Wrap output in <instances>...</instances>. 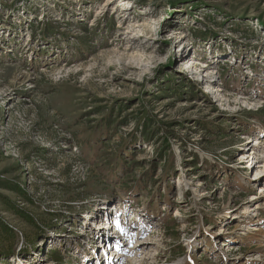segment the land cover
I'll list each match as a JSON object with an SVG mask.
<instances>
[{
  "label": "rangeland",
  "instance_id": "374dc122",
  "mask_svg": "<svg viewBox=\"0 0 264 264\" xmlns=\"http://www.w3.org/2000/svg\"><path fill=\"white\" fill-rule=\"evenodd\" d=\"M261 190L264 0H0V264H264Z\"/></svg>",
  "mask_w": 264,
  "mask_h": 264
},
{
  "label": "bare ground",
  "instance_id": "6f19581e",
  "mask_svg": "<svg viewBox=\"0 0 264 264\" xmlns=\"http://www.w3.org/2000/svg\"><path fill=\"white\" fill-rule=\"evenodd\" d=\"M123 1H124V0H123ZM210 85H211V86H210L211 89H215L214 86H212V84H210ZM262 151H263V150H262ZM245 163H247V158L245 159V161L243 162V164H245ZM263 191H264V190H261V192H263ZM256 208H258V207H256ZM137 211H138V210H137ZM253 211H254V209H253ZM82 217H83V216H82ZM86 217H87V216H86ZM107 222H108V221H107ZM102 224H103V223H102ZM102 228H103V227H102ZM104 228H105V229H101V230H99L100 232L98 231V234H99V235H98L97 237H98V239H99V243H100V244L98 245V247H99V246H102V247H103L104 244H107V243L109 242L108 239L111 238V237H108V236L105 234V230H106V231L108 230L109 232L111 231V228H112V227H111L110 223H109V225L106 224V225L104 226ZM103 230H104V231H103ZM109 232H108V233H109ZM110 233H111V232H110ZM111 234H112V233H111ZM111 236H113V234H112ZM111 239H112V238H111ZM111 239H110V240H111ZM95 240H97V238H95ZM140 242H141V240H140ZM140 244L142 245V243H139V244H138V247L136 248V250L142 249V247H141ZM143 244H144V243H143ZM95 253H97V249L94 250V252L92 253V259H94V258L96 259V256H97V255H96ZM107 253H108V252H107ZM109 253H110V252H109ZM122 254H123L124 256H127V254H125V250H123V248H122V250L120 249V251H118V257H117L116 255H112V257H108V255H107V256H105L106 258H104V259H106V260H104V259H103L104 261L101 260L102 263H101V261H99V260H98V262H99L100 264H108L109 262L107 263V261H109V259H112V258H113V260L110 261V262H111V263H112V262L116 263V262H118V260H120V259H122V258L124 257ZM100 255H101V254H100ZM109 255H110V254H109ZM114 258H116V259L118 258V259L114 261ZM95 259H94V260H95ZM100 259H101V258H100ZM96 260H97V259H96ZM111 263H109V264H111Z\"/></svg>",
  "mask_w": 264,
  "mask_h": 264
},
{
  "label": "trees",
  "instance_id": "16d2710c",
  "mask_svg": "<svg viewBox=\"0 0 264 264\" xmlns=\"http://www.w3.org/2000/svg\"><path fill=\"white\" fill-rule=\"evenodd\" d=\"M202 99H204V100H207L208 99V97H207V95H205V94H202ZM102 134V132H100L99 134H97V136H95V135H92V139H94L95 141L97 140V138H99V136ZM126 149V148H125ZM120 153V152H119ZM120 159H122V161H123V163H124V160H123V157H121V153L119 154V156H118ZM115 174H116V172H114ZM114 173H113V175L111 174L110 176H112L114 179H116L118 176H117V174L116 175H114ZM123 174V173H122ZM116 176V177H115ZM121 177H122V175H121ZM121 177H120V179H121ZM118 179H119V177H118ZM119 179V180H120ZM131 190V189H130ZM132 191V190H131ZM71 200V199H70ZM83 205V203H81L80 204V207H79V209H78V211L79 210H82V211H79V212H84L83 211V209H82V206ZM52 259H55V260H59L56 256H52L51 257Z\"/></svg>",
  "mask_w": 264,
  "mask_h": 264
}]
</instances>
